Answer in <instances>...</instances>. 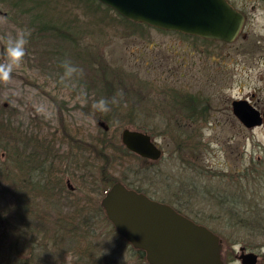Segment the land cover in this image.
Here are the masks:
<instances>
[{
  "label": "rangeland",
  "instance_id": "374dc122",
  "mask_svg": "<svg viewBox=\"0 0 264 264\" xmlns=\"http://www.w3.org/2000/svg\"><path fill=\"white\" fill-rule=\"evenodd\" d=\"M51 1L52 8L45 11L51 15L60 13L59 19L72 22L76 46L72 42L38 38L25 15L21 13L15 18L9 6L0 2V63L10 60L9 37L21 33L27 37L21 61L13 65L7 79L0 78V114L21 129L48 137L58 127L61 137V118L72 131L78 129L87 136L94 135L100 130L94 118V104L105 98L100 83L103 77L106 90L112 82L108 104L122 102L120 108L137 110L128 117L125 127L150 133L163 154L156 160L135 156L110 164L108 187H91L90 177L87 179L83 168L76 165L80 163L70 161L67 153L61 155L56 168L60 167L58 174L64 175L66 183L69 181L72 187L67 184L66 188L72 192L55 193L57 198L49 208L41 200L50 220L57 219L61 210L76 214L80 209L87 210L83 219L90 224V231L77 225L74 234L88 239V243L90 239L96 254L102 255L106 264H147L114 229L105 213L96 208V201L100 203L105 194L102 190L119 180L179 208L181 213L215 231L223 242L225 264H242L241 247L258 254L256 264H264V236L246 231L245 236L255 245L247 247L243 236L215 215L211 193L204 189L240 187L241 182L233 174L248 169L261 177L264 171V123L249 128L232 108L234 99L243 98L264 111V0H230L246 17L241 32L230 42L133 26L104 5L90 9L85 1ZM79 53H83L85 60L77 57ZM65 61L75 65L77 71L68 75ZM103 67L108 71L105 77V71H97ZM120 77L125 80L118 81ZM176 95H192L198 101L189 106L184 103L190 108L186 110L176 105ZM194 104L196 110L190 111ZM125 127L115 130L116 136L121 138ZM114 129L112 125L111 130ZM61 142L56 148L63 153L67 144ZM99 169L96 179L100 181ZM240 180L243 181L242 177ZM4 196L2 203L12 206L13 194ZM86 197L88 204L83 201ZM42 229L40 234L47 233V238L56 231L51 223L44 224ZM13 233L7 245L0 247V264L17 260L7 248L17 239L18 234ZM39 240L34 241V264L39 261L37 258L42 259L41 264H86L87 259L78 255L81 250H75L73 243L63 241L60 255L54 253L52 242L41 247Z\"/></svg>",
  "mask_w": 264,
  "mask_h": 264
},
{
  "label": "trees",
  "instance_id": "16d2710c",
  "mask_svg": "<svg viewBox=\"0 0 264 264\" xmlns=\"http://www.w3.org/2000/svg\"><path fill=\"white\" fill-rule=\"evenodd\" d=\"M78 1H85L90 9H98L99 5H104L106 9H113L99 0ZM0 2L9 6L11 14L15 18L21 13L25 15L26 20H28V26L32 28L33 34L38 38H51L65 43L72 42V45L76 46L77 41L75 39L76 36H74L76 32H74L75 28L72 22L59 19L60 13H58L59 15H51L49 11H45L46 8H52L51 0H0ZM117 13L122 20L130 25L150 26L147 23L133 21L119 12ZM157 29L169 31L161 28ZM33 34L32 37H34ZM77 57L85 60L83 53L77 54ZM97 60L100 62V58ZM97 71H105L104 77L108 74L104 67L103 69H97ZM102 78L100 81L103 90L102 95H105V98L109 101L111 99L109 93L112 91V82L108 83V90H106V82ZM117 80L123 82L125 77H120ZM180 99L181 95H176V105L183 106L184 102ZM110 103L113 104L112 101ZM111 104H108L107 111H101L98 108L94 111V118L100 126H98L100 130L96 134H90L89 136L78 129L72 131L70 127L65 125L62 118L60 120L61 137L58 134L59 127L48 137L40 135L38 132H28L21 129L19 124H15L6 115L0 114V247H3L4 244L7 245L6 241L11 237L12 231L18 234L17 242L12 241L7 247L11 250L9 254L17 257V260H14L11 264H34L35 253L33 250L36 247L34 244L35 239H40L38 244L41 247L46 245L47 242H52L54 253L58 252L60 255L63 253L61 243L63 241L71 242L75 250L78 252L81 250L78 255L85 256L87 259L86 264H106L104 257L96 254V248L90 239L88 243V239L85 240L81 236L74 234L75 230L73 229H76L77 225H83L85 232L86 229L90 231V224H86L83 219L87 210L80 209L77 214L72 212L63 213V210H61L57 215V219L50 220L49 215L44 210L45 206L41 207V200L45 201L49 208L57 198L54 195L55 193L60 194L62 191L72 192L66 188L68 186L62 172V175L58 174L57 170L60 167L56 168L57 159L65 153L68 154L70 161L80 163L76 165L83 168L81 169L83 171L82 174L87 179L90 177L88 183L91 184V187H108L107 184L110 182L108 166L110 164H118L124 162L127 158L135 156L147 159L129 150L122 139L116 136L115 132V130L125 127L129 121L128 117L133 115V112H137V110H127L123 106L120 108L122 102L118 105ZM185 104L189 103L185 102ZM193 109L196 110V108H192L190 111H194ZM126 114L127 117H124ZM112 125L115 126L114 130H111ZM137 127L140 129L144 128L143 126ZM63 140L64 142H61ZM59 142L67 144L66 151L63 153L56 148ZM93 168L94 170H92ZM98 169L101 174L100 181L96 179V177H99L97 175ZM253 172L254 170L248 171L247 169L243 173L233 174V176L237 175L235 179L241 182L240 187L232 189L225 187V189L219 188L218 190H215V187L204 188L206 192L211 193L210 202L213 203L212 210L217 213L215 215L222 219L226 226L232 227L239 232L243 236L242 240L247 247L255 245L245 236L246 231L250 234L255 233L264 236V171L262 175L260 174L261 177L256 176ZM239 175H241L243 181L240 180L241 177ZM105 190L106 188L101 193ZM5 194H13L12 197L15 202L12 206L2 203L5 200ZM83 201L88 204L90 200L86 197ZM96 203V208L104 212L98 200ZM53 210L54 212L56 211L54 208ZM105 217L107 218L106 214ZM48 223H51L56 228L53 237L49 238H47L48 234L45 232L40 234L44 224ZM37 237L40 238L37 239ZM14 250L20 252L16 253ZM136 251L141 257L146 259L144 251ZM36 260H39L36 261V264H41L42 259L37 258ZM76 262L78 263L79 261Z\"/></svg>",
  "mask_w": 264,
  "mask_h": 264
},
{
  "label": "water",
  "instance_id": "95a60500",
  "mask_svg": "<svg viewBox=\"0 0 264 264\" xmlns=\"http://www.w3.org/2000/svg\"><path fill=\"white\" fill-rule=\"evenodd\" d=\"M99 1L133 21L225 41L235 40L246 20L229 0ZM232 105L245 126L263 124L264 111L248 99H234ZM121 137L130 150L143 157L158 159L162 155L148 132L125 127ZM100 204L117 232L135 249L144 251L149 264H225L220 236L169 203L116 180ZM239 258L242 264H256L258 254L241 247Z\"/></svg>",
  "mask_w": 264,
  "mask_h": 264
},
{
  "label": "clouds",
  "instance_id": "9594fccd",
  "mask_svg": "<svg viewBox=\"0 0 264 264\" xmlns=\"http://www.w3.org/2000/svg\"><path fill=\"white\" fill-rule=\"evenodd\" d=\"M27 43V37L24 33L19 34L16 37H9L7 43V55L10 58L9 62L0 63V78L7 79L14 64H18L25 54V44ZM66 67V73L71 75L77 71L75 65L70 64L68 61L64 62ZM94 107H97L101 111H107L108 101L106 98H101L95 102Z\"/></svg>",
  "mask_w": 264,
  "mask_h": 264
},
{
  "label": "flooded vegetation",
  "instance_id": "af4514ba",
  "mask_svg": "<svg viewBox=\"0 0 264 264\" xmlns=\"http://www.w3.org/2000/svg\"><path fill=\"white\" fill-rule=\"evenodd\" d=\"M178 33H180V34H182V35H184V36H193V37H195V38H202V39H206V40H220V39H215V38H210V37H204V36H200V35H193V34H187V33H185V32H182V31H178ZM220 41H225V40H220ZM226 42H228V41H226ZM192 95H181V101H183L184 103L185 102H187V103H189L188 105H190V103H193V102H197L198 100H197V98H194L193 97V99H192V97H191ZM185 105V104H184ZM184 105L182 106L184 109H186V110H189L190 108H188L187 106H185L184 107ZM190 107H192V108H195V104L192 106H190ZM158 144V143H157ZM149 159V158H148ZM149 160H151V159H149Z\"/></svg>",
  "mask_w": 264,
  "mask_h": 264
}]
</instances>
